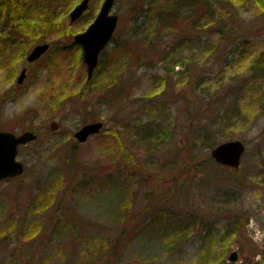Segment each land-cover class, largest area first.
Masks as SVG:
<instances>
[{
	"label": "rangeland",
	"instance_id": "1",
	"mask_svg": "<svg viewBox=\"0 0 264 264\" xmlns=\"http://www.w3.org/2000/svg\"><path fill=\"white\" fill-rule=\"evenodd\" d=\"M5 1L0 128L37 138L18 148L23 174L0 181V264H88L93 239L108 245L118 236L110 264H264V16L257 8L247 0L196 7L178 0L173 17L174 0L165 11L164 0H116V31L87 80L73 39L104 0H90L74 21L70 12L82 0H44L27 13L8 12ZM40 43L48 50L16 88L26 54ZM98 121L99 134L73 139ZM230 140L245 145L238 169L209 156ZM118 187L126 188L122 220L114 212ZM59 223L70 231L55 234Z\"/></svg>",
	"mask_w": 264,
	"mask_h": 264
},
{
	"label": "water",
	"instance_id": "2",
	"mask_svg": "<svg viewBox=\"0 0 264 264\" xmlns=\"http://www.w3.org/2000/svg\"><path fill=\"white\" fill-rule=\"evenodd\" d=\"M115 0H104L99 12L94 17V21L83 31L76 34L73 42L80 45L83 52L82 61L86 64V74L89 80L97 66L98 56L112 38L118 22L116 15H112V7ZM89 0H82L78 5L72 8L70 12V20L74 21L79 18L86 10ZM49 45L43 43L35 46L28 54L27 61L30 63L41 57L47 51ZM24 72L19 75L18 83L23 79ZM102 122H92L81 126L77 132L73 134V138L79 143H84L91 135L98 134L102 129ZM57 128L56 123H51L50 129ZM36 139L34 132L25 131L20 135L14 133H0V181L4 178H14L20 176L24 172L25 165L17 160V149L23 144L33 142ZM245 151L244 143L238 140H230L228 142L219 143L210 150L209 155L218 165L232 168H239L240 160ZM237 259V252H233L229 256V260L234 262Z\"/></svg>",
	"mask_w": 264,
	"mask_h": 264
},
{
	"label": "trees",
	"instance_id": "3",
	"mask_svg": "<svg viewBox=\"0 0 264 264\" xmlns=\"http://www.w3.org/2000/svg\"><path fill=\"white\" fill-rule=\"evenodd\" d=\"M36 0H6L5 2H7V4H8V12L10 11V9L11 10H16L17 8H19V9H23V13H25L26 11H31V9L33 8V6H40V5H42V4H46L45 3V1L44 0H37V1H40L41 2V4H36V2H35ZM248 2H251L254 6H255V9L257 8V12H259V15H263L264 16V0H247ZM168 2V0H164L163 1V7H162V9H163V11H165V7L166 6H168L166 3ZM192 3L193 4H195L194 6L196 7L197 5H199V3H201V0H192ZM172 7L169 9V12H170V14H171V16H173V17H175L172 13H174V11L175 12H177L178 11V8L180 7L179 6V3H178V0H174L173 2H172ZM161 9V10H162ZM259 10V11H258ZM15 12V11H14ZM27 13V12H26ZM146 13V15H147V11L145 12ZM177 15H179V13L177 14ZM179 17H180V15H179ZM198 20V19H197ZM197 20H195L193 23H194V25H195V23L197 22ZM200 20V19H199ZM200 23H202V21L200 22ZM233 23V22H232ZM204 26H208V22H204V24H203ZM223 28H224V30H225V24H223ZM223 29H222V31L221 30H218L217 29V31H218V34L220 35V34H224L223 33V31H224ZM260 66H258V68H259ZM263 71V70H262ZM263 77H264V74H263ZM215 146H217V144L216 145H214V146H212L211 148H213V147H215ZM210 148V149H211ZM117 168V167H116ZM107 176H109V174L107 175ZM106 180H110L109 178H107ZM111 181V180H110ZM109 182V181H108ZM118 190H119V193H118V197H119V195L121 196V193H123V191H125L126 192V188H123V189H121V187H120V189H119V187H118ZM117 190V191H118ZM121 190V191H120ZM118 197H117V200H119V202L116 200L115 202L118 204V207H116L115 205H114V212H115V214H117V216L119 217V220H122L121 219V216H124V214L122 213V211H121V208L122 207H124V206H126L127 205V203H125V202H121L120 201V198L121 197H119V199H118ZM127 207V206H126ZM118 208V209H117ZM116 210H118V212L116 211ZM125 213V212H124ZM59 228H61V232L60 233H64V232H68V231H70V229L66 226V224H60L59 223V225H56L55 226V234H58V235H60V233H58V230H59ZM168 228V227H167ZM166 228V229H167ZM74 234H77V228L75 227L74 229ZM171 233L172 234H168L167 232L166 233H164L166 236H170L171 237V235H176V233H174L173 231H171ZM122 234V233H121ZM121 239V237H117V238H115L114 239V241H113V243H109L108 245L106 244V243H103V241L102 240H100V239H93V241H91V247H89V248H91V249H89V251L90 252H92L93 254H90L91 256H85L84 255V259H85V261L88 263V264H91L93 261H94V258L96 257V256H98L99 254L102 256V257H104L105 259H104V261L102 262L103 264H110V262L111 261H113L114 259H115V257L118 255V253H119V240ZM106 247H108L107 249H106ZM104 248V249H103Z\"/></svg>",
	"mask_w": 264,
	"mask_h": 264
},
{
	"label": "flooded vegetation",
	"instance_id": "4",
	"mask_svg": "<svg viewBox=\"0 0 264 264\" xmlns=\"http://www.w3.org/2000/svg\"><path fill=\"white\" fill-rule=\"evenodd\" d=\"M40 44H43V43H40ZM40 44H38V45H40ZM35 46H37V45H35ZM35 46H34V47H35ZM34 47H33V48H34ZM33 48H32V49H33ZM32 49H31V50H32ZM31 50H30V51H31ZM29 53H30V52H29ZM29 53H28V54H29ZM28 54H26L27 56H26V58H25V61H26L27 64L23 65V67H22L21 70H20V73H21V72H24L23 79L20 81V83H18V79H19V75H20V73H19V75L17 76V79H16L15 83L13 84V86H15L16 88H20L21 86H23V85L25 84V82L29 79L28 75H29L30 65L33 64V63H35V62H37V61L41 58V57H40L39 59H37V60L32 61V62L29 63V62L27 61ZM2 131H3V130L0 128V133H1ZM7 179H9V178L3 179V180H7ZM1 182H2V181H1Z\"/></svg>",
	"mask_w": 264,
	"mask_h": 264
}]
</instances>
